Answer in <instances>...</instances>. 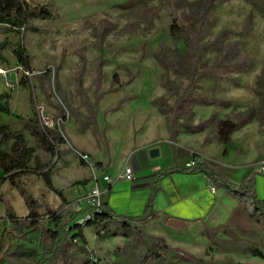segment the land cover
<instances>
[{"label": "rangeland", "instance_id": "374dc122", "mask_svg": "<svg viewBox=\"0 0 264 264\" xmlns=\"http://www.w3.org/2000/svg\"><path fill=\"white\" fill-rule=\"evenodd\" d=\"M196 1L28 0L32 6L47 8L53 18L35 19L30 30L16 33L0 27V68L27 69L13 53L22 47L28 69L36 73L32 81L20 73V84L13 91L6 90L0 77V94L12 97V115L0 114V127L6 125L25 136L63 195L48 190L32 161L33 171L21 183L36 203L41 224L48 226V213L81 196L84 183L92 181L77 151L87 153L94 162L113 161V166H121L138 150L182 145L212 159L220 153L218 158L224 162L214 164L228 167L237 182L255 174L258 163L264 161V108L257 94L264 75V18L248 0H218L204 39L214 46L202 55L192 97L221 105L199 106L190 98L180 103L189 81L170 72L167 88L156 55L163 47L174 48L171 28L175 22L184 28L193 23L191 5ZM225 57L235 62L247 58L251 69L209 75L207 67ZM37 111L42 118L49 116L55 124L52 130L63 132L69 141L59 148L64 169L53 166L55 157L23 127L26 121H37ZM222 120L239 126L232 136L230 158L228 150L216 142L217 124ZM173 127L176 136L171 143ZM255 180L258 197L264 200V174H256ZM236 200L242 205L239 215L259 225L257 230L246 229L245 222L241 232L209 225L173 231L164 225L169 237H161L156 234L158 226L143 224L138 226L143 235L134 238L136 233L131 232L127 242L123 236H98L86 227L84 239H75L76 232L69 236L67 255L57 264H264L252 255L253 250L264 253V229L250 216L251 199L245 195ZM9 208L19 219L29 215L19 190L0 184V237L11 227L6 216ZM23 252L17 250L2 261L3 257L0 264H39Z\"/></svg>", "mask_w": 264, "mask_h": 264}, {"label": "trees", "instance_id": "16d2710c", "mask_svg": "<svg viewBox=\"0 0 264 264\" xmlns=\"http://www.w3.org/2000/svg\"><path fill=\"white\" fill-rule=\"evenodd\" d=\"M248 1L264 18V1ZM217 3L218 0H198L192 4L193 23L188 28H184L175 22L171 28L174 48L163 47L156 55L158 64L165 72L163 82L167 88L170 72L185 77L189 81L187 90L179 99L180 103L188 102L187 100L190 98L193 103H197L199 106L221 105L220 103L210 102L203 97H199V101L192 97L196 77L201 70L202 55L214 46L210 43H205L204 39L208 36L210 30L209 15L213 9L217 8ZM52 18L53 14L47 8L44 6H32L28 0H0V27H4L6 32L16 33L30 30L33 20H50ZM13 53L18 62L28 69L29 59L25 49L18 47ZM0 59H2L1 55ZM251 66L252 63L247 58H244L241 62H235L225 57L217 64L207 67L206 71L209 75L242 74L248 72ZM257 94L264 108V75L259 79ZM11 99L10 94L0 95V114L12 115L10 110ZM178 108L180 109V107ZM35 116L37 121H26L23 127L30 132L41 148L54 157L58 156L60 146L69 142L68 139L63 137V132L60 134L57 131L43 129L38 111ZM63 121L66 123L65 117H63ZM238 130L239 126L230 120L219 121L216 128V138L221 145L227 146ZM175 136L173 127L169 136L171 143L174 142ZM170 151L173 161L172 167L161 171L154 182L152 195L143 216L136 219L119 216L109 207L104 197L100 209L101 212L96 214L94 221L88 222L86 227L93 228L98 236L111 238L123 236L127 242H130L129 233L135 232L134 238L142 233L134 223L143 222L152 214L154 201L159 192V184L164 178L174 174H202L213 185L223 188L235 196L242 198L245 195H249L251 199L250 216L264 229V200H260L258 197L254 175L248 177L242 184L235 185L221 173L220 169L211 167L198 156H195L197 158L195 168H180L175 161L176 147L170 146ZM35 153V149L28 146L22 133L12 132L6 125L0 127V171L2 172L0 184L9 183L12 187L18 189L25 198L29 209V215L26 219H19L11 208L7 210L6 216L11 222V227L4 230L0 237V254L4 252L8 242H10V249L2 261L17 250L23 249V255L34 257L39 264H57L61 258L67 255L69 236L72 233L76 232L74 238L77 240L85 238L84 228L73 226V223L86 211H80L79 213L67 212L65 211L67 203L64 201L60 211H50L48 213V226L40 223V215L36 211V203L21 183V180L33 171L31 167L32 161L35 163L34 169L43 179L48 190L61 198H63V195L54 187L50 170H48L46 165L41 164L38 158H35ZM96 165L101 170V164ZM87 183L84 184L87 185ZM89 210L92 209L89 208ZM14 240L15 244L13 243ZM252 255L255 258L264 260V253L260 250H253Z\"/></svg>", "mask_w": 264, "mask_h": 264}, {"label": "crops", "instance_id": "0c3cea01", "mask_svg": "<svg viewBox=\"0 0 264 264\" xmlns=\"http://www.w3.org/2000/svg\"><path fill=\"white\" fill-rule=\"evenodd\" d=\"M232 143L231 141L227 146H223L218 142V146L228 150V158L232 155L230 151ZM238 149L239 147L234 150L235 155ZM194 155H197L213 168L220 169L219 166L214 164L215 161L224 162V160L221 161L218 158L220 153L215 156L216 159H212L205 152L189 149L182 145L176 147L175 161L180 168L185 169ZM112 162L107 161L105 163L104 161L95 160L96 164H101V170L98 169V171L111 176L119 174L125 167H131L135 172V181L122 182L110 187L104 197L109 207L117 215L128 219L140 218L143 216L147 203L151 198L153 185L157 177L161 171L172 167L170 147L160 149V157L156 159L150 157L149 151L141 149L130 157H126L121 166H113ZM220 171L235 185L244 182H237L236 177L228 167L221 168ZM99 172L94 173L91 171L89 180H93ZM256 174L260 175L255 172L254 176ZM210 184L211 182L202 174H174L164 178L159 184V192L154 201L152 214L141 225L158 226L156 234L161 237L167 235L169 237V234L163 228L164 225L173 231L184 230L194 225H209L215 228L219 226L232 227L236 232H241L245 231V227L241 225L243 222L247 226L246 229L257 230L259 228V225L253 221H247L244 216L239 215L242 211V205L237 201L238 199L236 200L235 195L218 187H216V193H212ZM90 186L91 182L84 187V191L88 190ZM242 219L245 220L242 221ZM171 220L185 223V226L178 229L171 228L169 226Z\"/></svg>", "mask_w": 264, "mask_h": 264}, {"label": "built area", "instance_id": "2783aa9c", "mask_svg": "<svg viewBox=\"0 0 264 264\" xmlns=\"http://www.w3.org/2000/svg\"><path fill=\"white\" fill-rule=\"evenodd\" d=\"M22 73L27 81H32L33 76L36 74L30 69H25L22 66H18L15 69L5 70L0 68V77L3 80L4 86L7 91H13L19 86V74ZM41 126L45 130H52L55 126L53 120L49 117H41ZM55 129V128H54ZM64 137V136H63ZM80 161L92 172H99L96 163L87 153L76 152ZM194 155L188 162L187 168H195L197 165V158ZM259 167L256 170L258 174H264V161L258 163ZM53 166L58 169H64L65 166L61 162L59 156H56L53 161ZM135 181V172L131 167H125L123 171L115 176L108 175L106 173H98L97 176L91 181V186L88 190L84 191L81 196L77 197L74 201L67 203L65 211L72 213H79L80 211H86L82 216L73 223V226H80L85 228L87 223L94 221L96 214L101 212V206L103 204L104 196L108 189L118 183L133 182ZM210 190L212 193H216L217 188L212 183L210 184ZM92 209L89 210L88 209ZM10 222V221H9ZM11 223V222H10ZM142 222H135L134 225L138 227Z\"/></svg>", "mask_w": 264, "mask_h": 264}, {"label": "water", "instance_id": "95a60500", "mask_svg": "<svg viewBox=\"0 0 264 264\" xmlns=\"http://www.w3.org/2000/svg\"><path fill=\"white\" fill-rule=\"evenodd\" d=\"M150 157L152 159H156L160 157V149L159 148H155L149 151ZM169 226L171 228H182L183 226H185V223L179 222V221H175V220H171L169 222ZM11 244L8 242L7 244V248L6 250L0 255V260L4 257V254L10 249Z\"/></svg>", "mask_w": 264, "mask_h": 264}]
</instances>
